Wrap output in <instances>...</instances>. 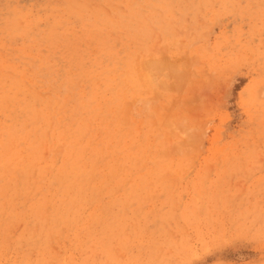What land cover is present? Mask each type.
I'll list each match as a JSON object with an SVG mask.
<instances>
[{
  "label": "rangeland",
  "instance_id": "1",
  "mask_svg": "<svg viewBox=\"0 0 264 264\" xmlns=\"http://www.w3.org/2000/svg\"><path fill=\"white\" fill-rule=\"evenodd\" d=\"M1 101L0 264H264V0H0Z\"/></svg>",
  "mask_w": 264,
  "mask_h": 264
},
{
  "label": "bare ground",
  "instance_id": "2",
  "mask_svg": "<svg viewBox=\"0 0 264 264\" xmlns=\"http://www.w3.org/2000/svg\"><path fill=\"white\" fill-rule=\"evenodd\" d=\"M186 76L188 77L189 74H187ZM184 78H186V77H184ZM193 78H194V77H193ZM66 80H67V79H66ZM96 80H97V79H96ZM102 80H103V78H102ZM68 81H69V80H68ZM72 81H73V80H72ZM110 81H111V80H110ZM187 81H188V80H187ZM187 81H186V82H187ZM73 82H74V81H73ZM75 82H76V81H75ZM75 82H74V83H75ZM74 83H73V84H74ZM187 83H188V82H187ZM200 83H201V82H200ZM67 84H68V83H67ZM185 84H186V83H185ZM190 84H191V82H190ZM69 85H70V84H69ZM74 85H75V84H74ZM77 85H78V84H77ZM77 85H76V86H77ZM79 85H80V84H79ZM22 86H23V85H22ZM22 86H21V87H22ZM33 86H34V85H33ZM71 86H72V85H71ZM17 87H18V86H17ZM185 87H186V86H185ZM187 87H188V86H187ZM22 88H23V87H22ZM25 88H26V87H25ZM28 88H29V87H28ZM30 88H31V87H30ZM35 88H36V87H35ZM32 89H33V88H32ZM14 90H15V89H14ZM24 90H25V89H24ZM33 90H34V89H33ZM54 90H55V89H54ZM73 90H75V89H73ZM73 90H72V91H73ZM35 91H36V90H35ZM55 91H56V90H55ZM109 91H110V90H109ZM109 91H108V92H109ZM53 92H54V91H53ZM68 92H69V90H68ZM102 92H103V91H102ZM105 92H107V91H105ZM196 92H197V91H196ZM196 92H194V93H196ZM37 93H38V91H37ZM40 93H41V92H40ZM40 93H39V94H40ZM50 93H51V92H50ZM50 93H49V94H50ZM54 93H56V92H54ZM59 93H60V92H59ZM73 93H74V92H73ZM103 93H104V92H103ZM179 93H180V92H179ZM191 93H192V92H191ZM194 93H193V94H194ZM65 94L67 95V93H65ZM80 94H81V92H80ZM97 94H99V93H97ZM116 94H117V93H116ZM116 94H115V95H116ZM40 95H41V94H40ZM66 95H64V97H65ZM70 95H71V93H70ZM81 95H82V94H81ZM194 95H195V94H194ZM50 96H51V94H50ZM68 96H69V95H68ZM82 96L84 97V95H82ZM107 96H108V95H107ZM26 97H27V96H26ZM55 97H56V96H55ZM188 97H189V96H188ZM9 98H10V97H9ZM40 98H41V97H40ZM50 98H51V97H50ZM65 98H66V97H65ZM68 98H69V97H68ZM68 98H66V100H67ZM112 98H113V97H112ZM16 99H17V98H16ZM96 99H97V98H96ZM44 100H45V98H44ZM49 100H51V99H49ZM49 100L46 99V102L49 101ZM53 100H54V99H53ZM58 100H59V99H58ZM51 101H52V100H51ZM80 101H81V100H80ZM82 101H83V100H82ZM2 102H4V101H1L0 103H2ZM13 102H14V101H13ZM57 102H58V101H57ZM62 102H63V99H62ZM100 102H101V101H100ZM104 102H105V101H104ZM14 103H15V102H14ZM59 103H60V102H59ZM81 103H82V102H81ZM2 104H3V103H2ZM8 104H9V103H8ZM43 104H44V103H43ZM4 105H5V104H4ZM14 105H15V104H14ZM18 105H19V103L17 104V106H18ZM20 105H21V104H20ZM26 105H27V104H26ZM44 105H45V104H44ZM47 105L50 106V104H47ZM51 105H52V104H51ZM55 105H58V104L55 103ZM62 105H64V104L62 103ZM80 105H81V104H80ZM1 106H2V105H1ZM7 106H8V105H7ZM27 106H28V105H27ZM190 106H191V105H190ZM195 106H196V104H195ZM23 107H24V106H23ZM45 107L47 108V106H45ZM45 107H44V108H45ZM57 107H58V106H57ZM197 107H198V106H197ZM199 107H200V105H199ZM2 108H3V107H2ZM16 108H18V107H16ZM21 108H22V107H21ZM28 108H29V107H28ZM49 108H50V107H49ZM54 108H55V106L53 107V109H54ZM99 108L102 109L101 106H100ZM200 108H201V107H200ZM24 109H25V108H24ZM196 109H197V108H196ZM10 110H11V109H10ZM25 110H26V109H25ZM39 110H40V107H39ZM102 110H103V109H102ZM112 110H113V109H112ZM0 111H1V110H0ZM114 111H115V110H114ZM199 111H200V109H199ZM20 112H21V111H20ZM86 112H87V110H86ZM103 112H104V111H103ZM24 113H25V112H24ZM24 113H23V114H24ZM26 113H27V112H26ZM44 113H45V111H44ZM46 113H47V112H46ZM49 113H51V111H50ZM53 113H54V111H53ZM53 113H52V114H53ZM64 113H66V112H64ZM90 113H92V112H90ZM19 114H20V113H19ZM19 114H18V116H19ZM37 114H38V112H37ZM82 114H84V113H82ZM99 114H100V113H99ZM99 114H97V116H98ZM14 115H15V113H14ZM34 115H35V114H34ZM39 115H41V114H39ZM49 115H51V114H49ZM90 115H91V114H90ZM113 115H115V114H113ZM113 115H112V116H113ZM31 116H32V115H31ZM85 116H86V115H85ZM97 116H96V117H97ZM99 116H100V115H99ZM103 116H104V115H103ZM78 117H79V116H78ZM91 117H92V116H91ZM91 117H88V118H91ZM108 117H109V115H108ZM108 117H107V118H108ZM9 118H10V117H9ZM27 118H28V117H27ZM34 118H37V117H34ZM105 118H106V117H105ZM13 119H14V118H13ZM38 119H39V118H38ZM45 119H46V118H45ZM59 119H60V117H59ZM98 119H99V117H98ZM14 120H15V119H14ZM36 120H37V119H36ZM52 120H53V119H52ZM77 120H78V119H77ZM102 120H103V119H102ZM23 121H25V119H24ZM29 121H30V120H29ZM32 121H34V119H33ZM38 121H39V120H38ZM49 121H50V120H49ZM57 121H58V120H57ZM83 121L86 122L85 120H83ZM90 121H91V120H90ZM93 121H94V120H92V122H93ZM97 121H98V120H97ZM110 121H111V120H110ZM27 122H28V121H27ZM43 122H44V121H43ZM51 122L53 123L54 121H51ZM51 122H50V123H51ZM98 122H99V121H98ZM112 122H114V121H112ZM116 122H117V121H116ZM21 123H22V121H21ZM30 123H31V122H30ZM36 123H38V122H36ZM41 123H42V122H41ZM50 123L48 122V124H50ZM56 123H57V122H56ZM11 124H12V123H11ZM24 124H25V123H24ZM24 124H23V125H24ZM43 124H44V123H43ZM78 124H79V121H78ZM80 124H81V123H80ZM89 124H90V123H89ZM91 124H93V123H91ZM98 124H99V123H98ZM3 125H4V124H3ZM25 125H26V124H25ZM32 125H33V124H32ZM37 125H38V124H36L35 126H37ZM40 125H41V124H40ZM52 125H53V124H52ZM59 125H60V124H59ZM83 125H84V124H82V126H83ZM5 126H7V124L4 125V127H5ZM49 126H50V125H49ZM67 126H68V125H67ZM77 126H78V125H77ZM80 126H81V125H80ZM85 126H87V125H85ZM92 126H93V125H92ZM92 126H91V127H92ZM115 126H116V124H115ZM121 126H122V125H121ZM4 127H3V128H4ZM16 127H17V125H16ZM24 127H25V126H24ZM26 127H28V125H27ZM26 127H25V128H26ZM37 127L39 128V125H38ZM37 127H36V128H37ZM44 127H45V126H44ZM72 127H73V126H72ZM99 127H101V126H99ZM108 127H109V126H108ZM118 127H119V126H118ZM122 127H123V126H122ZM5 128H6V127H5ZM8 128H9V127H8ZM28 128H29V127H28ZM28 128H26V129H28ZM34 128H35V127H34ZM34 128H33V129H34ZM49 128H50V127H49ZM49 128H48V129H49ZM53 128H54V127H53ZM55 128H57L56 125H55ZM60 128H61V127H60ZM60 128L58 127V130H59ZM64 128H65V127H64ZM111 128H112V127H111ZM179 128H180V127H179ZM11 129H12V128H11ZM14 129H15V128H14ZM40 129H41V128H40ZM46 129H47V128H46ZM61 129H62V128H61ZM61 129H60V131H61ZM30 130H31V127H30ZM30 130H29V131H30ZM38 130H39V129H38ZM41 130H43V129H41ZM50 130H51V129H50ZM50 130H49V132H50ZM54 130H55V129H54ZM67 130H68V129H67ZM70 130H71V129H70ZM75 130H76V129H75ZM75 130H74V131H75ZM83 130H84V129H83ZM103 130H104V129H103ZM113 130H114V128H113ZM8 131H9V130H8ZM8 131H7V128H6V132H8ZM15 131H16V130H14V133H16ZM44 131H45V130H44ZM47 131H48V130H47ZM56 131H57V129H56ZM63 131H64V130H63ZM72 131H73V130H72ZM78 131H79V130H78ZM114 131H116V129H115ZM0 132H1V131H0ZM17 132H18V130H17ZM32 132H33V131H32ZM70 132H71V131H70ZM81 132H82V131H81ZM90 132H91V130H90ZM93 132H94V130H93ZM95 132H96V131H95ZM18 133H19V132H18ZM18 133H16V135H17ZM33 133H34V132H33ZM40 133H41V132H40ZM43 133H44V132H43ZM60 133H61V132H60ZM75 133L77 134V132H75ZM96 133H97V132H96ZM102 133H103V132H102ZM102 133H101V134H102ZM107 133H108V132H107ZM107 133H106V135H109V134L112 133V131H111V133L109 132V134H107ZM1 134H2V133H1ZM4 134H6V133L4 132ZM24 134H25V133H24ZM41 134H42V133H41ZM48 134H49V133H48ZM53 134H54V133H53ZM81 134H83V132H82ZM94 134H95V133H94ZM97 134H98V133H97ZM124 134H125V133H124ZM124 134H123V135H124ZM128 134H129V133H128ZM10 135H11V132H10ZM20 135H22V134H20ZM32 135H33V134H32ZM61 135H62V134H61ZM85 135H86V134H85ZM106 135H105V137H106ZM33 136H34V135H33ZM37 136H38V135H37ZM40 136H41V135H40ZM43 136H44V135H43ZM54 136H56V135L54 134ZM69 136H70V135H69ZM73 136H74V135H73ZM75 136H76V135H75ZM75 136H74V137H75ZM77 136H78V134H77ZM80 136H81V135H80ZM95 136H96V135H95ZM95 136H94V137H95ZM97 136H98V135H97ZM111 136H112V134H111ZM116 136H117V135H116ZM0 137H1V136H0ZM7 137H8V136H7ZM25 137H26V136H25ZM25 137H24V140H25ZM34 137H35V136H34ZM34 137H33V138H34ZM41 137H42V136H41ZM49 137H50V134H49ZM58 137H59V136H58ZM64 137H65V136H64ZM66 137H67V136H66ZM81 137H82V136H81ZM105 137L103 136L102 138L105 139ZM112 137H113V136H112ZM123 137H124V136H123ZM2 138H4V137H2ZM5 138H6V137H5ZM8 138H9V137H8ZM39 138H40V137H39ZM44 138H45V136H44ZM70 138L72 139V137H70ZM76 138H77V137H76ZM78 138H79V137H78ZM84 138H85V136H84L82 139H84ZM98 138H99V137H98ZM106 138H107V137H106ZM129 138H130V137H129ZM129 138H127V139H129ZM12 139H14L13 135H12ZM35 139H36V137H35ZM35 139H33V140H35ZM41 139H42V138H41ZM45 139H46V138H45ZM47 139H48V138H47ZM49 139H51V137H50ZM71 139H70V141H73V140H71ZM96 139H97V138H96ZM99 139H100V138H99ZM107 139H108V138H107ZM112 139H113V138H112ZM2 140L4 141L5 139H2ZM14 140H15V142L17 141L16 139H14ZM18 140H19V139H18ZM20 140H21V139H20ZM26 140H27V139H26ZM28 140H29V139H28ZM28 140H27V141H28ZM33 140H32V141H33ZM36 140H37V139H36ZM54 140H55V139H54ZM76 140L78 141V139H76ZM89 140H90V139H89ZM100 140H101V139H100ZM7 141H10V140H6V141H5V145H6ZM29 141H30V140H29ZM37 141H38V140H37ZM49 141H50V140H49ZM94 141H95V139H94ZM98 141H99V140H98ZM102 141H103V140H102ZM106 141H108V140H106ZM117 141H118V140H117ZM122 141H123V140H122ZM132 141H133V140H132ZM132 141H131V142H132ZM1 142H2V141H1ZM21 142H22V141H21ZM21 142H20V143H21ZM33 142H34V141H33ZM51 142H52V141H51ZM51 142H50V144H51ZM80 142H81V141H80ZM89 142H90V141H89ZM103 142H105V141H103ZM108 142H109V141H108ZM110 142H111V141H110ZM135 142H136V141H135ZM40 143H41V141H40ZM85 143H86V142H85ZM90 143H91V142H90ZM92 143H93V142H92ZM94 143H95V142H94ZM111 143H112V142H111ZM124 143H125V141H124ZM3 144H4V143H3ZM9 144H10V143H9ZM25 144H26V143H25ZM35 144L37 145V143H35ZM35 144L33 143L32 145H35ZM41 144H42V143H41ZM80 144H81V143H80ZM88 144H89V143H88ZM88 144H87L86 147H88ZM96 144H97V141H96V143H95V146H96ZM112 144H113V143H112ZM119 144H120V143H119ZM131 144H132V143H131ZM23 145H24V144H23ZM36 145H35V147H37V146L39 145V142H38V145H37V146H36ZM48 145H49V144H48ZM83 145H84V144H83ZM107 145H108V144H107ZM107 145H106V146H107ZM128 145H129V144H128ZM20 146H21V145H20ZM93 146H94V145L92 144V147H93ZM120 146H121V145H120ZM129 146H130V145H129ZM6 147H9V151H11V150H10V147H12L11 145H8V146H6ZM24 147H26V145H25ZM24 147H23V148H24ZM35 147H33V149H34ZM53 147H54V145H53ZM53 147H52V148H53ZM66 147H67V146H66ZM97 147H98V146H97ZM102 147H103V145H102ZM104 147H105V145H104ZM107 147L109 148V145H108ZM113 147H114V146H113ZM122 147H123V146H122ZM133 147H134V144H133ZM138 147H139V146H138ZM3 148H4V147H3ZM18 148H19V147H18ZM28 148H29L28 150H30V147H29V146H28ZM31 148H32V147H31ZM58 148H59V147H58ZM84 148H85V147H84ZM134 148H135V147H134ZM36 149H37V148H36ZM38 149H39V148H38ZM46 149H47V148H46ZM69 149H70V148H69ZM85 149H86V148H85ZM88 149H89V148H88ZM105 149H106V148H105ZM118 149H119V148H118ZM121 149H122V148H121ZM132 149H133V148H132ZM42 150H43V151H46V150H44V149H42ZM58 150H59V149H58ZM86 150H87V149H86ZM98 150H100V149H98ZM103 150H104V149H103ZM128 150H129V149H128ZM133 150H134V149H133ZM3 151H4V149H3ZM9 151H8V152H9ZM48 151H50V149H49ZM52 151H54V150H52ZM56 151H57V149H56ZM60 151H61V150H60ZM74 151L76 152L75 149H74ZM77 151H78V149H77ZM105 151H106V150H105ZM105 151H104V153H105ZM112 151H113V150H112ZM19 152H20V151H19ZM64 152H65V151H64ZM88 152H89V151H88ZM90 152H91V151H90ZM100 152H101V151H100ZM124 152H125V151H124ZM124 152H123V153H124ZM6 153H7V151H6ZM11 153H12V151H11ZM11 153H10V154H11ZM15 153H16V151H15ZM15 153H14V154H15ZM20 153H21V152H20ZM31 153L33 154V152H31ZM35 153H36V152H35ZM62 153H63V152H62ZM62 153H61V154H62ZM79 153H80V151H79ZM104 153H102V154H104ZM107 153H108V151H107ZM110 153H111V152H110ZM113 153H114V151L112 152V154H113ZM135 153H136V151H135ZM135 153L133 152L134 155H135ZM0 154H1V153H0ZM26 154H27V152H26ZM32 154H31V155H32ZM41 154H42V152H41ZM49 154H50V153H49ZM56 154H57V153H55V155H56ZM65 154H66V153H65ZM76 154H77V153H76ZM81 154H82V153H81ZM81 154H80V155H81ZM87 154H88V153H87ZM100 154H101V153H100ZM114 154H115V153H114ZM133 154H132V155H133ZM11 155H12V154H11ZM16 155H18V153H16ZM34 155H35V154H34ZM34 155H33V156H34ZM36 155H38V154H36ZM53 155H54V154H53ZM53 155H52L51 157H53ZM95 155H96V154H95ZM95 155H94V156H95ZM108 155H109V154H108ZM120 155H121V154H120ZM122 155H123V154H122ZM122 155H121V157H122ZM127 155H128V154H127ZM132 155H131V156H132ZM6 156H7V155H6ZM6 156L4 155L3 158H5ZM12 156H13V155H12ZM20 156H21V158L23 157L22 153H21ZM20 156H19V157H20ZM47 156H48V155H47ZM47 156H46V157H47ZM77 156H78V154H77ZM82 156H83V155H82ZM97 156H98V155H97ZM135 156H136V155H135ZM9 157H10V156H8V157H6V158H9ZM13 157H14V156H13ZM24 157H25V156H24ZM37 157H39V156H37ZM55 157H57V155H56ZM69 157H70V156H69ZM72 157H73V156H72ZM74 157H75V156H74ZM89 157H90V155H89ZM101 157H102V156H101ZM112 157H113V156H112ZM129 157H130V156H129ZM16 158H17V156H16ZM40 158H41V157H40ZM47 158H48V157H47ZM47 158H46V159H47ZM57 158H58V157H57ZM59 158H60V157H59ZM65 158H66V157H65ZM78 158H79V157H78ZM96 158H98V157H96ZM102 158H103V157H102ZM115 158H117V157H115ZM26 159H27V158H26ZM51 159H52V158H51ZM53 159H54V158H53ZM69 159H71V158H69ZM69 159H68V160H69ZM73 159H74V158H73ZM76 159H77V158H76ZM76 159H74V160H76ZM79 159H80V158H79ZM79 159H77V160H79ZM81 159H82V158H81ZM90 159H91V158H90ZM94 159H95V158H94ZM119 159H120V158H119ZM131 159H133V162H134L135 159L132 158V157H131ZM1 160H2V159H1ZM22 160H23V159H22ZM42 160H43V159H42ZM65 160H66V159H65ZM74 160H73V161H74ZM95 160H96V159H95ZM113 160H114V158H113ZM113 160H110V161L114 162ZM117 160H118V159H117ZM127 160H128V159H127ZM13 161H14V160H13ZM40 161H41V160H40ZM43 161H45V160H43ZM66 161H67V160H66ZM87 161H88V160H87ZM92 161H93V160H91L90 162H92ZM103 161H104V160H103ZM135 161H137V160H135ZM3 162H4V161H3ZM6 162H7V161H6ZM27 162H29V161H27ZM30 162H31V161H30ZM45 162H46V161H45ZM55 162H56V161H55ZM74 162H75V161H74ZM105 162H106V161H105ZM120 162H121V159H120ZM122 162H123V161H122ZM131 162H132V161H131ZM131 162H130V164H131V166H132L133 164H132ZM8 163H9V162H8ZM8 163H7V165H8ZM12 163H14V162H12ZM15 163H17V162H15ZM53 163H54V162H53ZM62 163H64V161H62L61 164H62ZM68 163H69V162H68ZM110 163H111V162H110ZM117 163H118V162H117ZM123 163H124V162H123ZM2 164H4V166H5V163H2ZM33 164H34V163H33ZM51 164H52V163H50V165H51ZM66 164H67V163H65V165H66ZM70 164H72V163L70 162ZM76 164H77V163L75 162V165H76ZM90 164H91V163H90ZM94 164H95V163H94ZM94 164L91 165V166L94 167ZM111 164H112V163H111ZM13 165H14V164H13ZM18 165H19V164H18ZM21 165H22V164H21ZM21 165H20V166H21ZM27 165H28V164H27ZM37 165H38V164H37ZM48 165H49V163H48ZM59 165H60V164H59ZM75 165H72V169H73V168L77 169V168L75 167ZM83 165H84V164H83ZM97 165H98V164H97ZM100 165H103V164L100 163ZM109 165H110V164H109ZM134 165H135V164H134ZM14 166H15V165H14ZM46 166H47V165H46ZM63 166H64V165H63ZM63 166H62V167H63ZM68 166H69V164H68ZM68 166H66V168H67ZM73 166H74V167H73ZM80 166H81V165H80ZM80 166H79V167H80ZM91 166H90V167H91ZM128 166H129V165H128ZM27 167H28V166H27ZM36 167H37V166H36ZM49 167H50V166H49ZM97 167H98V166H97ZM106 167H108V164H107ZM119 167H120V166H119ZM6 168H7V167H6ZM28 168H29V167H28ZM44 168H45V167H44ZM66 168H65V169H66ZM88 168H89V166H88ZM103 168H104V167H103ZM109 168H110V166H109ZM112 168H115V167H112ZM116 168H118V167H116ZM121 168H122V167H121ZM126 168H127V167H126ZM31 169H32V168H31ZM40 169H42V168H40ZM57 169H58V168H57ZM63 169H64V168H63ZM63 169H62V171H63ZM69 169H70V166H69ZM83 169H84V168H83ZM97 169H98V168H97ZM99 169L101 170V168H99ZM105 169H107V168H105ZM122 169H123V168H122ZM3 170H4V169H3ZM13 170H15V169H13ZM25 170H26V168H25ZM88 170H90V169H88ZM94 170H96V169H94ZM110 170H112V169L110 168ZM118 170H119V169H118ZM120 170H121V169H120ZM125 170H126V169H125ZM9 171H10V170H9ZM43 171H44V170H43ZM54 171H55V169H54ZM58 171H59V169H58ZM98 171H99V170H98ZM113 171H115V170H113ZM122 171H123V170H122ZM122 171H121V172H122ZM0 172H1V171H0ZM6 172H7V171H6ZM86 172H87V171H86ZM90 172H91V171H90ZM95 172H96V171H95ZM99 172H100V171H99ZM102 172H103V171H102ZM109 172H110V171H109ZM118 172H119V171H118ZM4 173H5V172H4ZM12 173H13V171H12ZM39 173H40V172H39ZM45 173H46V172H45ZM61 173H62V172H61ZM82 173H83V172H82ZM93 173H94V172H93ZM96 173H97V172H96ZM100 173H101V172H100ZM104 173H105V172H104ZM106 173H107V171H106ZM111 173H114V172H111ZM1 174H2V173H0V175H1ZM18 174H20V173H18ZM26 174H28V173L26 172ZM51 174H52V173H51ZM88 174H89V173H88ZM119 174H120V173H119ZM15 175H16V174H15ZM38 175H39V174H38ZM55 175H56V174H55ZM93 175H94V174H93ZM93 175H92V176H93ZM100 175H101V174H100ZM12 176H13V175H12ZM12 176H11V177H12ZM24 176H25V175H24ZM112 176H113V175H112ZM116 176H118V175H116ZM4 177H5V176H4ZM18 177H19V176H18ZM48 177H49V176H48ZM86 177H87V176H86ZM88 177H89V176H88ZM110 177H111V176H110ZM113 177H114V176H113ZM16 178H17V177H16ZM70 178H72V177H70ZM77 178H78V177H77ZM79 178H80V176H79ZM97 178H98V177H97ZM108 178H109V177H108ZM108 178H107V179H108ZM1 179H2V178H1ZM5 179H6V178H5ZM9 179H10V178H9ZM11 179H12V178H11ZM13 179H14V178H13ZM13 179H12V180H13ZM18 179H19V178H18ZM63 179H64V178H63ZM63 179H62V180H63ZM67 179H69V177H68ZM92 179H93V178H92ZM95 179H96V178H95ZM102 179H104V178H102ZM105 179H106V178H105ZM121 179H122V178H121ZM48 180H50V178H49ZM54 180H55V179H54ZM90 180H91V179H90ZM109 180H110V179H109ZM109 180H108V181H109ZM116 180H117V179H116ZM6 181H7V180H6ZM19 181H20V180H19ZM22 181L25 182V180H22ZM22 181H21V182H22ZM39 181H40V180H39ZM87 181H88V180H87ZM87 181H86V182H87ZM100 181H101V180H100ZM32 182H33V181H32ZM44 182H45V181H44ZM50 182H51V181H50ZM55 182H56V181H55ZM55 182H54V183H55ZM77 182H78V181H77ZM79 182H80V181H79ZM79 182H78V183H79ZM92 182H93V181H92ZM94 182H98V180H97V181H94ZM102 182H103V181H102ZM9 183H10V181H9ZM16 183H17V182H16ZM16 183L13 182V184H16ZM40 183H41V182H40ZM90 183H91V182H90ZM90 183H89V184H90ZM98 183H99V182H98ZM22 184H23V183H22ZM29 184H30V183H29ZM43 184H44V183H43ZM57 184H58V183H57ZM107 184H108V183H107ZM118 184H119V183H118ZM118 184H117V185H118ZM2 185H3V184H2ZM18 185H19V184H18ZM23 185H24V184H23ZM26 185H28V183H27ZM26 185H25V186H26ZM77 185H78V184H77ZM80 185H82V184H80ZM94 185H95V184H94ZM97 185H98V184H97ZM109 185H110V184H109ZM119 185H120V184H119ZM3 186H4V185H3ZM8 186H9V185H8ZM19 186H20V185H19ZM19 186H18V187H19ZM90 186H91V185H90ZM6 187H7V186H6ZM9 187H10V186H9ZM38 187H39V186H38ZM41 187H42V185H41ZM44 187H45V186H44ZM75 187H76V186H75ZM85 187H87V186L85 185ZM92 187H93V185H92ZM104 187H105V186H104ZM115 187H118V186H115ZM115 187H114V188H115ZM0 188H2V187H0ZM12 188H13V187H12ZM32 188H33V186H32ZM34 188H35V187H34ZM87 188H88V187H87ZM96 188H99V187L96 186ZM102 188H103V187H102ZM111 188H112V187H110V189H111ZM2 189H4V188H2ZM10 189H11V188H10ZM19 189H20V188H19ZM24 189H25V188H24ZM43 189H44V188H43ZM58 189H60V188H59V185H58ZM58 189H57V190H58ZM75 189H76V188H75ZM83 189H84V188H83ZM90 189H91V188H90ZM103 189L106 190V188H103ZM110 189H109V190H110ZM117 189H118V188H117ZM20 190H21V189H20ZM20 190H18V191L20 192ZM22 190H23V189H22ZM26 190H27V189H26ZM31 190H32V189H31ZM38 190H39V188H38ZM50 190H51V189H50ZM63 190H64V189H63ZM0 191H1V190H0ZM9 191H10V190H9ZM16 191H17V190H16ZM16 191H15V193L17 194ZM23 191H24V190H23ZM28 191H29V190H27V192H28ZM36 191H37V190H36ZM47 191H48V190H47ZM59 191H60V190H58V193H59ZM97 191H98V190H97ZM10 192H11V191H10ZM10 192H9V193H10ZM13 192H14V191H13ZM19 192H18V193H19ZM105 192H106V191H105ZM109 192H110V191H109ZM112 192H113V191H112ZM112 192H110V193H112ZM120 192H121V191H120ZM123 192H124V191H123ZM20 193H21V192H20ZM20 193H19V194H20ZM23 193H24V192H23ZM31 193H32V192H31ZM46 193H47V192H46ZM60 193H61V192H60ZM102 193H103V192H102ZM102 193H101V194H102ZM124 193H125V192H124ZM124 193H123L122 196L125 195ZM21 194H22V193H21ZM25 194H26V192H25ZM25 194H22V195L24 196ZM53 194H54V193H53ZM89 194H90V193H89ZM91 194H92V193H91ZM93 194H94V193H93ZM93 194H92V195H93ZM96 194H97V193H96ZM104 194H105V193H104ZM112 194H113V193H112ZM121 194H122V193H121ZM121 194H119V195H121ZM13 195H14V194H13ZM22 195H21V196H22ZM26 195H27V194H26ZM30 195H31V194H30ZM30 195H29V196H30ZM32 195H33V194H32ZM39 195H40V194H39ZM39 195H38V196H39ZM50 195H51V194H50ZM71 195H72V194H71ZM107 195H109V193H108ZM114 195H115V194H114ZM1 196H2V195H1ZM1 196H0V197H1ZM18 196H19V195H18ZM21 196H20V198H21ZM44 196H45V195H44ZM109 196H110V195H109ZM7 197H8V196H6L5 199H7ZM27 197H28V195H27ZM42 197H43V196H42ZM57 197H58V195H57ZM57 197H56V199H57ZM59 197H60V196H59ZM71 197H72V196H71ZM86 197H87V196H86ZM90 197H91V196H90ZM92 197H93V196H92ZM96 197H97V196H96ZM96 197H95L94 200L97 199ZM29 198H30V197H29ZM38 198H39V197H38ZM38 198H37V199H38ZM47 198H48V197H47ZM99 198H100V197H99ZM99 198H98V199H99ZM113 198H115V197H113ZM44 199H45V198H44ZM44 199H42V200H44ZM69 199H70V198H69ZM69 199H68V200H69ZM121 199L123 200V198H121ZM1 200H2V199H1ZM27 200H28V199H27ZM33 200H34V199H33ZM42 200H41V201H42ZM47 200H48V199H47ZM47 200H46V201H47ZM85 200H86V198H85ZM108 200H109V199H108ZM118 200H120V198H118ZM118 200H116V202H119ZM3 201H4V200H3ZM10 201H11V200H10ZM14 201H15V200H14ZM30 201H31V200H30ZM36 201H37V200H36ZM36 201H35V202H36ZM57 201H58V200H57ZM78 201H79V200H78ZM109 201H110V200H109ZM124 201H125V200H124ZM124 201L122 202L123 204H124ZM17 202H18V201H17ZM33 202H34V201H33ZM33 202H32V203H33ZM53 202H54V200H53ZM74 202H75V201H74ZM81 202H82V201H81ZM102 202H103V201H102ZM116 202H114L115 205H116ZM6 203H7V202H6ZM20 203H21V202H20ZM29 203H30V202H29ZM70 203H71V202H70ZM70 203H69V205H70ZM79 203H80V202H79ZM93 203H94V202H93ZM103 203H104V202H103ZM110 203H111V202H110ZM112 203H113V202H112ZM39 204H40V203H39ZM39 204L37 203V205H39ZM44 204H45V203H44ZM57 204H58V203H57ZM59 204H60V202H59ZM75 204H76V203H75ZM114 204H113V205H114ZM118 204L120 205V203H118ZM4 205H5V204H4ZM6 205H7V204H6ZM10 205H11V204H10ZM14 205H15V203H14ZM52 205H53V204H51V207H52ZM62 205H63V204H62ZM76 205H78V204H76ZM92 205H93V204H92ZM97 205H98V204H97ZM107 205H108V204H107ZM109 205H110V204H109ZM111 205H112V204H111ZM44 206H45V205H44ZM44 206H43V208H44ZM65 206H66V205H65ZM65 206H64V207H65ZM80 206H81V205H80ZM84 206H85V205H83V208H84ZM95 206H96V205H95ZM101 206H102V205H101ZM18 207H19V206H18ZM58 207H59V206H58ZM74 207H76V206L74 205ZM92 207H93V206H91V208H92ZM103 207H104V205H103ZM103 207H102V208H103ZM108 207H109V206H108ZM108 207H107V208H108ZM117 207H118V206H117ZM117 207H116V208H117ZM4 208H5V206H4ZM10 208H11V207H10ZM16 208H17V207H16ZM35 208H36V207H35ZM55 208H56V207H55ZM59 208H60V207H59ZM61 208H62V206H61ZM71 208H72V206H71ZM80 208H82V207H80ZM89 208H90V207H89ZM107 208H106V209H107ZM109 208H110V207H109ZM111 208H112V207H111ZM113 208H114V207H113ZM116 208H115V209H116ZM123 208H124V206H123ZM25 209H26V208H25ZM25 209H24V210H25ZM36 209L38 210V208H36ZM63 209H64V208H63ZM103 209H104V208H103ZM124 209H125V208H124ZM124 209H123V211H122V212H124L123 214H125V211H126V210L124 211ZM0 210H1V209H0ZM7 210H8V208H7ZM11 210H14V208L12 207ZM26 210H27V209H26ZM45 210H46V209H45ZM55 210H56V209H55ZM61 210H62V209H61ZM75 210H76V208H75ZM83 210H84V209H83ZM99 210H100V209H99ZM107 210H109V209H107ZM120 210H121V209H120ZM27 211H28V210H27ZM31 211H34V210H31ZM31 211H29V212H31ZM46 211H47V210H46ZM62 211H63V210H62ZM62 211H61V213H62ZM80 211H81V209H80ZM101 211H102V210H101ZM109 211H110V210H109ZM109 211H108V212H109ZM116 211H117V210H116ZM7 212H8V211H6V213H7ZM17 212H18V209H17ZM47 212H48V211H47ZM49 212H50V210H49ZM74 212H75V211H74ZM84 212H85V211H84ZM104 212H105V211H104ZM13 213H14V212H13ZM26 213H27V212H26ZM34 213H35V212H34ZM38 213H39V211H38ZM43 213H45V212H43ZM52 213H53V212H52ZM75 213H76V212H75ZM77 213H78V212H77ZM77 213H76V214H77ZM79 213H81V216H82V212H79ZM86 213H87V212H86ZM117 213H118V211L115 212V214H117ZM3 214H4V213H3ZM7 214H8V213H7ZM20 214L22 215L21 212H20ZM47 214H48V213H47ZM76 214H75V215H76ZM88 214H89V212H88ZM98 214H99V212H98ZM104 214H105V213H104ZM111 214H112V212H111ZM118 214H120V212H119ZM4 215H5V214H4ZM10 215H11V214H10ZM10 215H9V216H10ZM28 215H29V214H28ZM33 215H34V214H33ZM35 215H36V214H35ZM42 215H43V214H42ZM49 215H52L51 212H50ZM53 215H54V214H53ZM72 215H73V214H72ZM78 215H79V214H78ZM85 215H86V214H85ZM93 215H94V214H93ZM100 215H101V214H100ZM1 216H2V215H1ZM19 216H20V215H19ZM63 216H64V215H63ZM70 216H71V215H70ZM76 216H77V215H76ZM102 216H103V215H102ZM107 216H108V215H107ZM117 216H118V215H117ZM120 216H122V214H121ZM123 216H124V215H123Z\"/></svg>",
  "mask_w": 264,
  "mask_h": 264
}]
</instances>
